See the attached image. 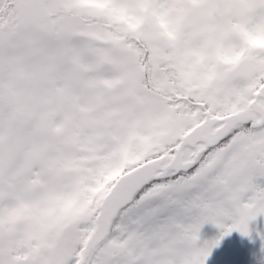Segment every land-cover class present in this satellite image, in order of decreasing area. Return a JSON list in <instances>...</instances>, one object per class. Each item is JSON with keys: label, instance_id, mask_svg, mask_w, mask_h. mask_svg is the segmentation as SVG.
<instances>
[{"label": "snow or ice", "instance_id": "obj_1", "mask_svg": "<svg viewBox=\"0 0 264 264\" xmlns=\"http://www.w3.org/2000/svg\"><path fill=\"white\" fill-rule=\"evenodd\" d=\"M261 217L264 0H0V264H208L254 230L264 264Z\"/></svg>", "mask_w": 264, "mask_h": 264}, {"label": "rangeland", "instance_id": "obj_2", "mask_svg": "<svg viewBox=\"0 0 264 264\" xmlns=\"http://www.w3.org/2000/svg\"><path fill=\"white\" fill-rule=\"evenodd\" d=\"M219 231L213 225H205L202 229V238H214ZM253 238L250 239L251 244H248L245 237H241L237 232L232 233L220 247L214 249L208 264H253L252 261L259 253L261 244L256 233Z\"/></svg>", "mask_w": 264, "mask_h": 264}, {"label": "flooded vegetation", "instance_id": "obj_3", "mask_svg": "<svg viewBox=\"0 0 264 264\" xmlns=\"http://www.w3.org/2000/svg\"><path fill=\"white\" fill-rule=\"evenodd\" d=\"M252 227H253L254 229H258V230H260V231H264V217L258 218V221H257V222H254L253 225H252ZM255 233H256V231L254 230V231L252 232V236H254ZM245 238H246V240L248 241V244H251L250 239L247 238V237H245ZM251 240H252V239H251Z\"/></svg>", "mask_w": 264, "mask_h": 264}]
</instances>
